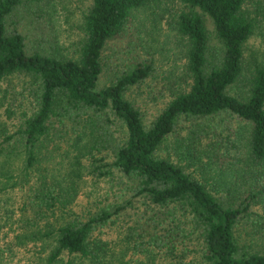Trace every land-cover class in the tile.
<instances>
[{"label": "trees", "instance_id": "trees-1", "mask_svg": "<svg viewBox=\"0 0 264 264\" xmlns=\"http://www.w3.org/2000/svg\"><path fill=\"white\" fill-rule=\"evenodd\" d=\"M42 1L0 0V85L23 76L31 106L0 141V190L28 183L23 207L33 215L26 222L45 221L31 236L54 237L49 260L67 253L90 264H264V60H255L243 94L232 90L264 0H178L181 84L148 120L126 92L151 74L152 58L131 59L108 83L100 76L106 46L134 10L163 0H90L76 57L60 53ZM50 135L55 149L65 142L77 159L87 152L90 172L112 188L81 216L66 212L76 181L36 174L39 146ZM20 158L15 173L11 164ZM117 220L124 249L97 234Z\"/></svg>", "mask_w": 264, "mask_h": 264}, {"label": "rangeland", "instance_id": "rangeland-1", "mask_svg": "<svg viewBox=\"0 0 264 264\" xmlns=\"http://www.w3.org/2000/svg\"><path fill=\"white\" fill-rule=\"evenodd\" d=\"M42 2L41 8L47 12L54 24L60 53L76 57L83 36L82 18L90 0H43ZM182 8L183 4L178 0H163L160 4H151L134 10L125 31L121 36L111 40L103 52L104 67L100 76L101 84L115 80L131 59L152 58L151 74L130 86L126 92L127 97L141 109L147 120L160 110L164 101L181 84L179 76H182L185 60L184 40L177 32L175 20ZM259 18L255 21L252 35L245 42L243 78L232 89L237 94H243L247 90L245 81L255 60H264V19L261 16ZM205 21L212 48H216L219 41L214 36L212 21L208 16H205ZM23 87V76H13L0 85V141L5 134L16 128L20 117L23 118V114L31 110L28 101L23 99L24 92L21 93ZM8 104L14 113L8 111ZM70 136L71 141L75 136L71 132ZM51 137L53 136L44 139L39 146V170L37 169L36 174H48L49 179L56 176L65 185L76 181L77 192L66 212H68L67 216H81L88 208L94 207L91 203L97 198H102L107 190L112 191V188L107 180L98 179L90 172L87 152L77 159L76 151L69 143L64 142L62 148L55 149L54 143L49 142ZM62 143L63 141L59 144ZM13 148L16 152L21 147L16 144ZM224 148V145L221 146V151ZM201 155L204 159L205 154L201 153ZM21 162V158L12 162L15 173L20 172ZM115 175L118 176L117 173ZM32 177L35 180V175ZM22 182L23 186L0 190V264H90L77 254L67 253L62 254L57 261L49 260L55 244L54 237L31 236V232L37 230L45 221H39L37 227L27 225L26 221L33 212H25L23 207L28 183L24 180ZM110 198L113 200V197ZM58 212L59 210L55 213L48 212L46 221H55V215L59 217ZM121 230H123V222L117 220L101 227L97 230V234L114 238L118 249H124L126 244L125 240L122 241L124 233Z\"/></svg>", "mask_w": 264, "mask_h": 264}]
</instances>
